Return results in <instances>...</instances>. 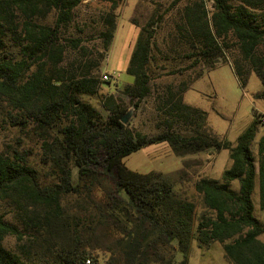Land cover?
Here are the masks:
<instances>
[{"label":"trees","instance_id":"16d2710c","mask_svg":"<svg viewBox=\"0 0 264 264\" xmlns=\"http://www.w3.org/2000/svg\"><path fill=\"white\" fill-rule=\"evenodd\" d=\"M109 1L99 56L68 67V47L78 50L82 39L63 35L82 0H0V107L41 151L32 161L25 145L0 147V200L13 214L11 221L0 213V264H189L194 240L201 248L223 243L233 264H264V134L253 150L264 114L233 143L213 131L205 109L185 100L196 80L223 60L243 86L256 73L263 88L255 97L264 99V0H214L211 15L204 0H195L167 33V51L155 18L144 24L132 17L139 33L126 72L134 81L123 93L135 108L155 94L154 133L123 122L128 109L120 96L102 95L106 114L83 98L102 88L97 69L114 40L121 0ZM171 54L193 58L171 74L203 69L155 83L156 69L166 67L159 60ZM164 142L179 156L229 150L232 163L221 179L194 181L200 212L191 195L175 189L189 179L193 160H185L178 178L127 166L126 156ZM103 177L117 188L106 200L98 194ZM8 237L16 239L15 249L6 245Z\"/></svg>","mask_w":264,"mask_h":264},{"label":"rangeland","instance_id":"374dc122","mask_svg":"<svg viewBox=\"0 0 264 264\" xmlns=\"http://www.w3.org/2000/svg\"><path fill=\"white\" fill-rule=\"evenodd\" d=\"M195 0H179L174 5V0H121L116 12L119 14L118 25L114 40L108 51L107 57L101 61L97 69L103 80L99 94L91 96L84 95L83 98L98 107L103 113V94H115L120 96L128 111H132L129 123L143 132L154 133L157 121L155 110V94L151 95L143 103L142 107L135 108L131 105L129 97L123 93L125 86L134 81L133 76L126 72L132 52L135 47L139 28L131 21L135 17L140 23H146L155 18L154 28H158L157 40L160 47L167 51L165 38L170 28H178L181 22L180 14L187 5ZM209 15L214 8V0H204ZM112 2L109 0H82L75 9V17L71 25L64 31L66 38H81V47L76 50L69 43L66 57V66L70 67L72 62L80 63L81 60L98 57V51L102 50L103 43L100 33L104 30L103 17L111 9ZM163 16V17H161ZM162 18V19H161ZM52 20V17L50 18ZM163 54V53H161ZM160 54V56H161ZM193 60V58L191 59ZM191 60L184 59L174 54L170 55L167 62L159 60V64L165 63V68L156 69L155 83L164 81H180L194 75L201 66L184 72L183 74L169 73L173 68L188 64ZM105 75L109 76L105 78ZM263 88L262 81L256 73H252L249 82L243 86L233 68L230 60L222 61L217 68L206 71L196 80L193 87L185 93L187 103L201 107L208 112V124L221 137L235 143L238 136L251 124L256 115L264 114V99L255 97V94ZM127 111V112H128ZM264 134V121L260 123L257 137L253 143V150L257 154L258 141ZM25 148L31 152V160L38 161L41 154L36 139L27 137L26 132L11 127L7 121V109L0 107V147L11 149L16 147ZM185 160H193L188 166L189 179L179 182L175 186L180 192L186 191L198 203L201 211L199 198L194 189V181L199 176L221 179L223 171L228 168L232 161L229 150L220 152L209 150L195 155H176L170 145L154 143L125 157V162L130 169L147 173L151 171H162L173 173L178 178L177 172L183 167ZM238 187V183L235 184ZM116 185L110 177H103L101 190L98 192L100 198L106 200L108 195L116 193ZM259 183L254 192V200L258 211ZM5 201L0 200V213L6 214L7 219L13 221V214L9 211ZM9 212V213H8ZM264 241V234L260 236ZM16 239L8 237L6 245L15 249ZM189 264H233L224 252L223 243L216 241L210 248H201L198 241L194 240L189 253ZM178 260L182 259V253L178 252Z\"/></svg>","mask_w":264,"mask_h":264},{"label":"water","instance_id":"95a60500","mask_svg":"<svg viewBox=\"0 0 264 264\" xmlns=\"http://www.w3.org/2000/svg\"><path fill=\"white\" fill-rule=\"evenodd\" d=\"M131 116H132V111L130 110L123 116V118H122L123 122L128 123Z\"/></svg>","mask_w":264,"mask_h":264},{"label":"built area","instance_id":"2783aa9c","mask_svg":"<svg viewBox=\"0 0 264 264\" xmlns=\"http://www.w3.org/2000/svg\"><path fill=\"white\" fill-rule=\"evenodd\" d=\"M109 76L105 75V78H108ZM263 121H264V116L262 117ZM88 263H91V260H88Z\"/></svg>","mask_w":264,"mask_h":264}]
</instances>
